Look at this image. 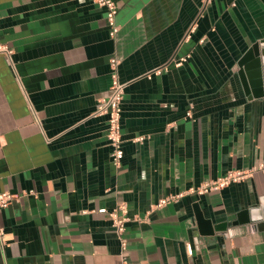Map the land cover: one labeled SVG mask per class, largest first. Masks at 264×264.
<instances>
[{
    "label": "crops",
    "instance_id": "crops-1",
    "mask_svg": "<svg viewBox=\"0 0 264 264\" xmlns=\"http://www.w3.org/2000/svg\"><path fill=\"white\" fill-rule=\"evenodd\" d=\"M115 1L112 37L92 0H0V194L19 196L0 208V264H264V104L243 60L264 0ZM114 57L120 167L91 115ZM233 170L252 174L194 191Z\"/></svg>",
    "mask_w": 264,
    "mask_h": 264
},
{
    "label": "built area",
    "instance_id": "built-area-1",
    "mask_svg": "<svg viewBox=\"0 0 264 264\" xmlns=\"http://www.w3.org/2000/svg\"><path fill=\"white\" fill-rule=\"evenodd\" d=\"M100 7L106 9V21L109 26L110 35L115 37L120 30V26L116 21V16L118 13V5L115 0H92ZM14 53V49L11 48L7 43L0 41V55L5 56L9 61H11ZM185 58H182L178 64H181ZM111 74H112V84L110 87L109 94L106 97L101 98L95 110L92 112V116H108V131L107 137L110 145L112 146V162L115 166L120 167L122 164L123 158V134H122V111H123V100L125 95V89L128 85V82H124L120 79L118 73L119 60L117 58L111 59ZM188 116H191V113H188ZM142 139V137L140 138ZM260 169H264V163L261 164ZM252 171L246 170H233L229 171L226 175L205 182L196 190L198 193H207L211 190H217L224 186L229 185L233 182H239L250 177ZM183 193L170 195L164 198H161L156 204V207H163L164 205L177 200L181 197ZM19 196L17 194H12L10 192H3L0 194V208L7 207L14 199H17ZM109 218L111 219L112 226L116 232L120 235L122 241V247L126 249L127 242L124 238V233L126 231V224L131 219L129 216V210L127 205L124 202H120L112 210L108 211ZM4 229L0 228V236L3 237ZM191 251V247H188Z\"/></svg>",
    "mask_w": 264,
    "mask_h": 264
},
{
    "label": "water",
    "instance_id": "water-1",
    "mask_svg": "<svg viewBox=\"0 0 264 264\" xmlns=\"http://www.w3.org/2000/svg\"><path fill=\"white\" fill-rule=\"evenodd\" d=\"M243 60L249 61L247 65V74L250 79L254 97L262 99L264 104V42L253 45ZM244 215H246L245 211L239 214V218L241 219H239L238 222L242 221V216ZM250 221L251 220L246 219V222Z\"/></svg>",
    "mask_w": 264,
    "mask_h": 264
}]
</instances>
